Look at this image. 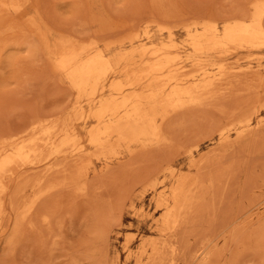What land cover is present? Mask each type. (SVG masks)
<instances>
[{
  "label": "rangeland",
  "instance_id": "1",
  "mask_svg": "<svg viewBox=\"0 0 264 264\" xmlns=\"http://www.w3.org/2000/svg\"><path fill=\"white\" fill-rule=\"evenodd\" d=\"M262 11L0 0V264H264V39L224 37Z\"/></svg>",
  "mask_w": 264,
  "mask_h": 264
},
{
  "label": "bare ground",
  "instance_id": "2",
  "mask_svg": "<svg viewBox=\"0 0 264 264\" xmlns=\"http://www.w3.org/2000/svg\"><path fill=\"white\" fill-rule=\"evenodd\" d=\"M2 4V2H1ZM5 3H3L4 5ZM1 5V6H3ZM263 11L260 13V15L258 16V18H256L254 20V22H252V26L250 27V30H247L246 27H244V22H239L237 25H235L234 27L228 29V31L225 34V38L226 41L228 43L234 44V43H239V42H245V43H251V44H255L258 41L264 39L263 38ZM249 24V23H248ZM251 25V24H250ZM249 25V26H250ZM248 27V26H247ZM211 28V27H210ZM215 32V31H214ZM69 34V33H68ZM209 34V33H208ZM211 34V33H210ZM213 35V34H212ZM211 35V36H212ZM215 38V37H214ZM217 39V38H216ZM219 39V38H218ZM209 40V39H207ZM211 41V40H210ZM213 42V41H212ZM220 42V41H219ZM222 42V41H221ZM263 42V41H262ZM217 43V41H216ZM224 44V42H222ZM261 43V42H260ZM80 44V43H79ZM214 44V43H213ZM227 44V43H226ZM230 44V46H231ZM263 44V43H262ZM81 45V44H80ZM217 45V44H216ZM215 45V46H216ZM220 45V44H219ZM76 46V45H75ZM222 47V46H221ZM243 47V46H242ZM261 47V46H260ZM79 48V47H78ZM244 48V47H243ZM212 49V48H211ZM231 49V48H230ZM236 49V48H235ZM254 49V48H253ZM78 50V49H77ZM82 50V49H81ZM233 51V50H232ZM68 52V51H67ZM76 54L75 50L73 49V51H69L68 54L65 55V58L70 57L72 54ZM61 55V54H60ZM58 56V55H57ZM62 56V55H61ZM66 60V59H63ZM70 60V59H69ZM74 61V60H73ZM200 61V60H199ZM70 62V61H69ZM98 62V61H97ZM76 63V62H75ZM69 65V64H68ZM76 65V64H75ZM59 66V65H58ZM94 66V62L93 59H89L88 62H86L84 64V69L86 72H91L92 68ZM166 67V66H165ZM164 67V68H165ZM202 68V67H201ZM153 68H151L152 70ZM157 69V68H156ZM161 69V68H160ZM163 69V68H162ZM161 69V70H162ZM150 70V71H151ZM155 70V69H154ZM153 70V72H154ZM160 71V70H159ZM168 71V70H167ZM147 74V73H146ZM169 74V73H168ZM205 74V73H204ZM203 74V75H204ZM222 74V73H221ZM174 76V74H173ZM160 77V76H159ZM140 79V78H139ZM171 80V79H170ZM157 81V80H156ZM174 97V96H173ZM115 100V99H114ZM130 101V100H129ZM125 99L123 101V104L125 103ZM170 103V102H169ZM173 104V103H172ZM128 105V104H127ZM111 107V106H110ZM136 115V118L140 117V113L138 112H134ZM126 114V113H125ZM134 116V115H133ZM9 159V158H8ZM7 161V158L4 159V161L1 162L0 164V168L2 167V165ZM171 194L170 196H168V198L163 202V206L166 209L165 212V216L162 218L163 220V226L166 228H169L170 225H173L177 222L176 218L178 216V214L180 213L181 209L183 208V203H185V201L188 200V197L185 193V189L181 188L180 185H176V187H173V190L170 191ZM190 192V191H189ZM189 192H187L188 194H190ZM47 195V194H46ZM193 198V197H192ZM37 207V206H36ZM35 208V207H34ZM31 220V218H29ZM31 222V221H29ZM23 224V223H22ZM31 227V226H30ZM172 227V226H171ZM172 234V233H170ZM166 238V237H165ZM168 238V237H167ZM166 242V241H164ZM166 248V247H165ZM152 249V248H151ZM152 253L149 256V254L147 255V259H148V263L150 264H161L163 257H164V250L161 248V250H158V248L156 246L153 247L152 249ZM144 253V251L140 252V254L142 255ZM146 253V252H145ZM138 254V256L140 255ZM143 256V255H142ZM140 256V257H142ZM140 259V258H139ZM139 261V260H138ZM140 262V261H139ZM164 263V262H163Z\"/></svg>",
  "mask_w": 264,
  "mask_h": 264
}]
</instances>
